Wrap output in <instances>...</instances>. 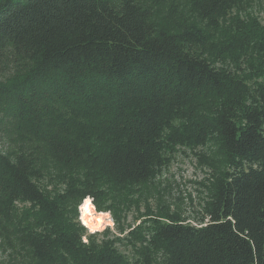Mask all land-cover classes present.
Here are the masks:
<instances>
[{"label":"trees","instance_id":"16d2710c","mask_svg":"<svg viewBox=\"0 0 264 264\" xmlns=\"http://www.w3.org/2000/svg\"><path fill=\"white\" fill-rule=\"evenodd\" d=\"M252 3L0 0L5 264H264V24L241 15ZM179 148L212 151L201 222L158 214L126 245L80 225L86 197L118 224L100 202L150 185Z\"/></svg>","mask_w":264,"mask_h":264},{"label":"rangeland","instance_id":"374dc122","mask_svg":"<svg viewBox=\"0 0 264 264\" xmlns=\"http://www.w3.org/2000/svg\"><path fill=\"white\" fill-rule=\"evenodd\" d=\"M241 15L255 19L263 25L264 0H253L251 7ZM211 153V149L206 148L177 149L171 154L167 166L150 185L143 189L132 190L130 194L123 195L119 199L100 202L102 207H113L118 224L113 220L112 211H98L92 203L95 216L102 214L98 217V230H91L83 224L78 207L77 218L80 225L88 234H99L108 230L110 236L119 237L126 245L128 233L150 219L157 218L163 221L162 216L177 214L187 222L198 224L204 219L206 187L212 174V169L203 162L205 157H211ZM107 218L111 219L108 225ZM122 249L128 250L123 247ZM6 260H8L7 254L0 249V264H5Z\"/></svg>","mask_w":264,"mask_h":264},{"label":"clouds","instance_id":"9594fccd","mask_svg":"<svg viewBox=\"0 0 264 264\" xmlns=\"http://www.w3.org/2000/svg\"><path fill=\"white\" fill-rule=\"evenodd\" d=\"M80 211V219L82 222L87 221V218L90 217L92 215V213L94 212V206L92 204V198L91 197H86L82 203L79 205V209Z\"/></svg>","mask_w":264,"mask_h":264},{"label":"bare ground","instance_id":"6f19581e","mask_svg":"<svg viewBox=\"0 0 264 264\" xmlns=\"http://www.w3.org/2000/svg\"><path fill=\"white\" fill-rule=\"evenodd\" d=\"M99 216H102V214H99ZM99 216H95L94 212L90 217L87 218L86 223L83 222L84 225L88 226L91 230H98L99 227Z\"/></svg>","mask_w":264,"mask_h":264},{"label":"built area","instance_id":"2783aa9c","mask_svg":"<svg viewBox=\"0 0 264 264\" xmlns=\"http://www.w3.org/2000/svg\"><path fill=\"white\" fill-rule=\"evenodd\" d=\"M109 222H111V219L107 218V225L109 224Z\"/></svg>","mask_w":264,"mask_h":264}]
</instances>
